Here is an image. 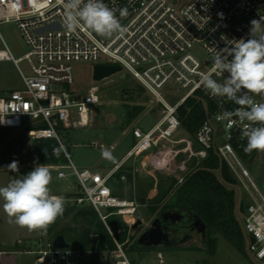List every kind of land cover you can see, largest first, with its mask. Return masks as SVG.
Masks as SVG:
<instances>
[{"label":"built area","instance_id":"1","mask_svg":"<svg viewBox=\"0 0 264 264\" xmlns=\"http://www.w3.org/2000/svg\"><path fill=\"white\" fill-rule=\"evenodd\" d=\"M104 3L110 8L128 9V15L123 18L117 11L122 30L109 38L86 26L68 31L63 26L65 8L61 0H0V21L16 22L29 48L24 56L16 58L4 42L6 48L0 50V60L12 59L19 67L20 60L26 59L31 68L26 74L19 67L24 88L0 95V119H3L0 125L7 129L26 128L34 140L55 139L58 149L68 158V163L56 164L60 169L58 175L64 177V169L71 168L84 193L78 200L91 203L105 223L108 214L103 208H113L129 225L131 235L136 231L133 225L141 219L137 216L140 205L137 199L113 193L109 179L115 170L106 174L89 168L81 170L61 135L64 129L91 125L94 108L102 99L97 91L76 93L69 87L75 82L72 63L84 60L120 64L122 70L130 72L163 105V115L152 127L134 128L135 142L127 158L154 152L153 165L163 168L181 153L200 160L213 149L239 178H250L239 157V150L247 144L242 137L244 124L235 117L231 125L217 118L223 111H234L240 106L226 98H213L203 86L197 85L201 74L211 71L215 49L230 46L227 41L249 38L250 22L264 17V0H104ZM261 30L264 31V25ZM196 47L204 51V57L195 52ZM104 56L111 60L101 62ZM212 75L222 83L226 73ZM170 84L185 90L173 105L161 92ZM252 95L257 103H264V95ZM195 96L209 100L207 116L194 137L177 140L174 136L181 126L178 107ZM168 143L185 145L171 149ZM183 180L184 176H180L178 183ZM252 185L257 190L253 181ZM243 227L248 250L258 263L264 264L263 195L248 202ZM108 229L116 243L112 250L56 248L53 240H48L45 244L40 242L34 250L36 262L133 264L125 249L129 237L120 242L109 226Z\"/></svg>","mask_w":264,"mask_h":264},{"label":"rangeland","instance_id":"2","mask_svg":"<svg viewBox=\"0 0 264 264\" xmlns=\"http://www.w3.org/2000/svg\"><path fill=\"white\" fill-rule=\"evenodd\" d=\"M4 42L16 58L24 56L29 50L16 22L12 20L0 21V50L6 48ZM195 52L201 57L205 56L204 51L199 47L195 48ZM110 60L109 57L104 56L101 62H109ZM94 64L91 61H74L72 65L75 82L69 86L76 93L97 91L101 95V103L94 108L93 121L89 126L64 129L61 131V135L72 160L81 170L89 168L92 171L98 170L105 174L123 154L119 153V148L122 146L110 149V144L118 140L122 142V138H126L130 134L128 132V134L121 137L123 131L121 128L140 125L145 129H149L162 117L163 105L156 100L153 93L144 88L127 70H122L102 80H94ZM19 67L26 74L31 72L26 59L20 60ZM19 67L12 59L0 60V95L11 90L24 88L25 84ZM161 92L164 94L166 101L173 105L181 98L185 90L179 85L170 84L161 89ZM183 136L192 137L188 131L180 126L174 137L180 138ZM97 142H103V148L95 145ZM34 144L35 140L28 134L26 128L7 129L0 125V187L7 186L13 180V174L15 179H19L22 178V175H26L33 170L37 164H46L52 175V182L49 186L51 192L61 193L78 190L80 184L73 170L65 168L66 175L60 177L58 175L60 169L56 167V164L38 160L34 152ZM103 153H107V155L103 156ZM239 157L250 175V178H239L232 171L238 180L237 184L233 185L236 190L235 212L245 237L244 251L237 249L218 233L217 251L210 253L208 251L209 245L206 242V232L199 234L193 232L190 238L183 242L151 247L143 246L138 242V237L152 224L157 215L153 214L148 205L140 204L137 216L143 222L135 231L138 232L136 239L125 247L132 263L260 264L248 250L247 235L244 231L243 222L246 214L244 207L247 206L248 202L252 201L254 196H259V194L264 196V151H258L252 162L243 157L240 152ZM13 161L18 162V171L16 172L7 168ZM153 168L155 172L157 171L156 173L165 170L158 169L155 166ZM189 170L188 168L182 169L180 175L185 176ZM160 174L166 175L165 173ZM252 181L258 191L252 185ZM124 183L121 190L125 192L127 197L130 185L126 180ZM65 197H63L65 206L76 203L74 197L70 199ZM166 201L170 203L171 200L168 198ZM81 202L77 200V204ZM103 211L106 212L107 208H103ZM76 222L77 220L72 214L61 219L59 224L60 226L70 224L75 227ZM51 235L48 227L46 230L29 231L27 228L18 226L14 222V218H10L5 213L3 200L0 199V251H5L4 254L0 255V264H37L34 250L39 247L40 242L45 244L51 238ZM66 238H69V236L66 235ZM18 246L26 247L19 249ZM85 263L84 261H77V264Z\"/></svg>","mask_w":264,"mask_h":264},{"label":"trees","instance_id":"3","mask_svg":"<svg viewBox=\"0 0 264 264\" xmlns=\"http://www.w3.org/2000/svg\"><path fill=\"white\" fill-rule=\"evenodd\" d=\"M207 106H209L207 98L195 96L189 97L178 107L181 126L189 132L190 136L194 137L200 124L206 118ZM33 148L40 162L68 163V158L58 149V142L55 139H36ZM54 149L58 150V155L53 154ZM239 152L251 162L258 153L255 150L251 153H246L244 149H240ZM191 166L192 168L185 174L181 183H178V178L176 177H163L160 174L158 175L159 191L155 196L149 198V189L139 182V188L136 192H131L130 197L136 198L139 204L148 205L153 214L157 216L166 209L174 208L186 212L193 219L195 215L201 217L207 227L206 242L209 245L208 251L210 253L217 251L218 233L237 249L244 251L246 245L245 237L235 212L236 190L233 185L237 184L238 180L229 165L211 149L208 156L203 159L198 160L194 157ZM123 174L121 171L114 172L109 179V185L112 187L113 193L119 196H122L118 188L121 187ZM127 179L132 182V175L129 174ZM152 185L153 182H150L148 188ZM83 195L84 193L80 187L78 190L69 193V197H74L76 203L71 206H65L63 215L48 226L49 232L52 234L49 240H53L57 235L63 234L65 238L66 235L69 236L66 239L71 242L73 247H98L112 250L116 247V243L108 226L114 232L118 241L125 242L129 237L125 247L136 239L138 232L129 235V225L123 221L120 215L113 212V208H107L106 213L108 215L105 223L91 203L84 200L77 204L78 198L83 197ZM168 198L171 200L170 203L166 201ZM244 208L246 211L247 206ZM72 214L77 220L76 226L73 227L70 224L60 226V220Z\"/></svg>","mask_w":264,"mask_h":264},{"label":"clouds","instance_id":"4","mask_svg":"<svg viewBox=\"0 0 264 264\" xmlns=\"http://www.w3.org/2000/svg\"><path fill=\"white\" fill-rule=\"evenodd\" d=\"M61 3L65 8L63 26L71 32L86 26L99 36L109 38L122 30L117 11L120 18L128 15L127 8H110L104 0H61ZM250 23L247 40L227 41L230 46L214 48L211 71L201 74L197 85L203 86L213 98H226L240 106L234 111H223L217 118L231 125L235 117L244 124L242 137L247 140L246 153L264 151V103H257L252 95H264V31L261 30L264 17ZM213 73H226L223 82L214 79ZM53 154L58 155V150L54 149ZM7 168L18 171V162L13 161ZM51 182L49 167L37 164L22 178L0 187L5 213L29 231L46 230L65 210L63 197L51 193Z\"/></svg>","mask_w":264,"mask_h":264},{"label":"crops","instance_id":"5","mask_svg":"<svg viewBox=\"0 0 264 264\" xmlns=\"http://www.w3.org/2000/svg\"><path fill=\"white\" fill-rule=\"evenodd\" d=\"M137 127L145 129V127L140 126V125H134V126H131L130 128H128L127 126L122 127L121 129H123V131H122L121 137L128 134V132L130 133L129 136H127L126 138H122L123 139L122 142L121 141L119 142V140H118V141L110 144V149H116L117 147L122 146L121 148H119L120 149L119 153H123V154L117 160V162L110 168V170H108L106 173H108L112 170H115V172H118V171L123 172L124 174L121 177L122 184H125L124 183L125 180L128 181L127 177L129 176V174H131L132 175V182L128 181L130 187L128 189L129 195L127 197H130L131 192L137 191V189L139 188L138 183L141 182L140 184L144 185L145 188L149 189L148 197L151 198V197L155 196L159 191V186H158V181H159L158 178L159 177H158V175H160V173L166 174V175H163V177L169 176V177L179 178L181 176L180 172L182 171V169H184V168L191 169L192 168L191 162H192V159L194 157L192 158V157H189L188 154L181 153L176 159H171L169 161V164L166 167L158 168V169H165L162 171H158V173H156L157 171L155 172L154 168H153L154 167V165H153V155H154L153 153L154 152H145L139 156H133V157L127 158L126 154L135 142L133 130H134V128H137ZM183 137H185V136H183ZM183 137H180V138H183ZM180 138L176 137L175 139L178 140ZM98 144H104V143L103 142L102 143L101 142L95 143V145H98ZM183 145H185V143H180V144L168 143V146H170L171 149L172 148H174V149L179 148ZM103 156H105V153H103ZM184 156H187V157H184ZM95 171H98V170H95ZM13 179H15L14 174H13ZM150 182H153V185L150 188H148ZM122 184H121V187L118 188V191L121 192L123 197H126L125 192H123L121 190V188L123 186ZM71 192H74V191H69V192L65 191V192H61V193L51 192V193L54 195H58V196H63V197L66 196L65 198L70 199L71 197H69V193H71ZM18 247L20 249V248H24L26 246H24V247L18 246ZM4 253H5V251H3V252L0 251V255L4 254ZM40 264H42V263H40Z\"/></svg>","mask_w":264,"mask_h":264},{"label":"water","instance_id":"6","mask_svg":"<svg viewBox=\"0 0 264 264\" xmlns=\"http://www.w3.org/2000/svg\"><path fill=\"white\" fill-rule=\"evenodd\" d=\"M51 26L52 25H50V27ZM120 71H122V66L120 64L97 63L94 64L93 67V78L94 80H102ZM183 214L184 212L179 209L163 211L159 216H156L152 224L139 235L138 242L148 247L167 244L169 235L163 226V221L166 219H172L173 221L180 220L184 217ZM142 222L143 220L141 219L137 220L133 228L137 229ZM193 224L198 227V233L206 232L207 227L201 217L195 215ZM53 245L56 248H67L71 246V242L67 240L63 234H59L53 239Z\"/></svg>","mask_w":264,"mask_h":264},{"label":"flooded vegetation","instance_id":"7","mask_svg":"<svg viewBox=\"0 0 264 264\" xmlns=\"http://www.w3.org/2000/svg\"><path fill=\"white\" fill-rule=\"evenodd\" d=\"M183 215L184 217L180 220L173 221L172 219H166L163 221V226L169 235L168 245L188 240L193 232L199 234L197 232L198 227L194 226V219L191 215H188L186 212Z\"/></svg>","mask_w":264,"mask_h":264}]
</instances>
